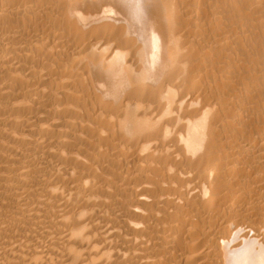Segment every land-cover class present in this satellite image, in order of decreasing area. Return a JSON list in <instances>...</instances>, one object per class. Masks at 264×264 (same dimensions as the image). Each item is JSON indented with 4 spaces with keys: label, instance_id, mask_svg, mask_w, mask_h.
<instances>
[{
    "label": "bare ground",
    "instance_id": "bare-ground-1",
    "mask_svg": "<svg viewBox=\"0 0 264 264\" xmlns=\"http://www.w3.org/2000/svg\"><path fill=\"white\" fill-rule=\"evenodd\" d=\"M0 264H264V0H0Z\"/></svg>",
    "mask_w": 264,
    "mask_h": 264
}]
</instances>
